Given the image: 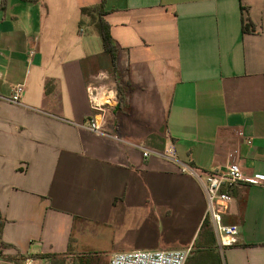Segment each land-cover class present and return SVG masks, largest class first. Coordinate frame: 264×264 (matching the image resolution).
Listing matches in <instances>:
<instances>
[{"label": "crops", "instance_id": "1", "mask_svg": "<svg viewBox=\"0 0 264 264\" xmlns=\"http://www.w3.org/2000/svg\"><path fill=\"white\" fill-rule=\"evenodd\" d=\"M86 7H102L119 51L114 84L125 103L104 115L88 87L112 63ZM248 21L252 33L243 32ZM18 85L25 92L13 104ZM102 116L107 136L79 127ZM231 163L264 179V0H6L0 8V264H67L85 229L98 241L132 221L131 248L112 256L166 250V231L180 239L171 250L264 264V182L228 190L224 223L240 236L222 250L203 234V186L183 172Z\"/></svg>", "mask_w": 264, "mask_h": 264}, {"label": "built area", "instance_id": "2", "mask_svg": "<svg viewBox=\"0 0 264 264\" xmlns=\"http://www.w3.org/2000/svg\"><path fill=\"white\" fill-rule=\"evenodd\" d=\"M34 53L32 51L31 55ZM24 92V85L16 86L10 102L20 104ZM88 92L93 110L99 111L103 115L106 114V109L117 106L118 92L112 85L95 86L92 84L88 87ZM102 117V121L99 118L88 119L85 124L79 125V127L100 136H107L103 129L104 116ZM151 154L150 151L144 150L145 158ZM183 172L196 177L203 186L207 201L205 220H208L212 225L220 248L223 250L236 245L239 242L240 228L224 223V215L230 213L234 202V197L228 190L240 182L263 184L264 179L262 177L248 179L237 163H231L224 172L219 173L201 174L186 166L183 167ZM191 252L192 248L116 253L111 257L109 264H187ZM24 264H43V261L39 258H27Z\"/></svg>", "mask_w": 264, "mask_h": 264}, {"label": "rangeland", "instance_id": "3", "mask_svg": "<svg viewBox=\"0 0 264 264\" xmlns=\"http://www.w3.org/2000/svg\"><path fill=\"white\" fill-rule=\"evenodd\" d=\"M99 78L93 85L100 86V85H112L116 87L114 84L115 76L111 71L108 75H98ZM117 89V87H116ZM134 223L129 227H120L110 237H106L100 240L92 239L90 232L84 230V237L80 244L72 245L74 258L72 261H68L67 264H109L111 256L116 251L128 250L131 248L129 246V241H125V237H134ZM180 243V239L178 234L169 233L164 231L161 238V245L166 250H171L176 248V246ZM135 250V249H134ZM157 250V249H155ZM197 256L194 258L192 257L189 263H194L196 261Z\"/></svg>", "mask_w": 264, "mask_h": 264}, {"label": "trees", "instance_id": "4", "mask_svg": "<svg viewBox=\"0 0 264 264\" xmlns=\"http://www.w3.org/2000/svg\"><path fill=\"white\" fill-rule=\"evenodd\" d=\"M21 1L31 3V2H35L37 0H21ZM5 6H6V0H2V2L0 4V8H5ZM82 14L84 16H88L89 18H91L92 24L96 27V29L100 35V38H101L103 50L106 54H108L110 56L111 63H112L113 75L115 76L116 80L118 81V54H119V51H118L117 46L114 44L112 36H111V26L105 19L106 13L103 11L102 7H86V8L82 9ZM251 25L252 24L249 21L247 23H245L243 26V32L244 33L254 32L255 28H253V26H251ZM249 26H251V29H249ZM124 103H125V97H124V94L122 91V87H121L120 83L118 82V103H117V107L121 108ZM3 224H4V221H3L2 215L0 213V234H1ZM203 234L208 236V238L210 240L215 239L214 230L211 228V225H210L208 220H205V222L203 224ZM0 243H1V245L4 246L2 241ZM195 256H197L196 261L194 263H189L190 259L192 257L194 258ZM187 264H223V261H222L221 257L217 256L216 254H214V255H211V254L200 255V254H198V251L195 252V254H194V250H192Z\"/></svg>", "mask_w": 264, "mask_h": 264}]
</instances>
